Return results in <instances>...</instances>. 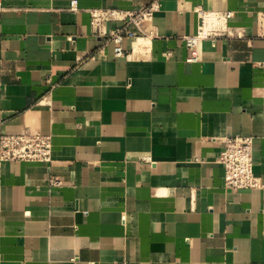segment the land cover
Wrapping results in <instances>:
<instances>
[{"label":"crops","instance_id":"1","mask_svg":"<svg viewBox=\"0 0 264 264\" xmlns=\"http://www.w3.org/2000/svg\"><path fill=\"white\" fill-rule=\"evenodd\" d=\"M152 4L123 57L89 23ZM198 10L235 31L189 62ZM25 132L52 161L0 160V264H264V0H0V135ZM235 137L258 188L224 187Z\"/></svg>","mask_w":264,"mask_h":264},{"label":"built area","instance_id":"2","mask_svg":"<svg viewBox=\"0 0 264 264\" xmlns=\"http://www.w3.org/2000/svg\"><path fill=\"white\" fill-rule=\"evenodd\" d=\"M155 5L143 7L136 11L120 9H91L89 23L98 37H106L115 45L117 57L125 56L122 39L125 37L135 41L147 36V26L155 10ZM200 23L195 35L182 37V41L190 57L189 62L195 61L193 52L199 42L209 38L233 36L228 25L231 12L217 13L197 11ZM110 26V27H109ZM170 57V52H165ZM221 150L216 160L224 170L223 184L227 189H255L260 186L259 179L252 169V140L249 137L226 138L221 141ZM51 137L43 134L25 132L17 135H0V160L18 162H40L49 165L52 161ZM58 179L51 184L60 185Z\"/></svg>","mask_w":264,"mask_h":264}]
</instances>
